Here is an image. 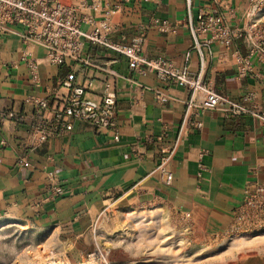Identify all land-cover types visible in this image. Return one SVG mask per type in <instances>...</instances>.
<instances>
[{"label":"crops","instance_id":"crops-1","mask_svg":"<svg viewBox=\"0 0 264 264\" xmlns=\"http://www.w3.org/2000/svg\"><path fill=\"white\" fill-rule=\"evenodd\" d=\"M123 2V0H113ZM248 0H233L237 18L232 24L244 23ZM213 4L212 0H194L191 14L196 17L199 7ZM156 14L171 21L189 16L186 0H131L113 18L114 41L129 42L146 31L143 54L154 58L163 56L178 65L187 63L192 72L202 73L214 80L218 92L240 100L249 89L257 94L256 105L264 112V85L252 75L243 80L235 77L232 65L207 59L202 68L200 54L190 50L193 39L187 29L177 33H162L149 26ZM25 28L22 25L0 27V110L12 109L24 114L21 123L0 124V222L17 223L36 230L63 231L80 238L88 228L91 217L107 202L149 205L159 202L182 213L199 216L207 226L225 229L231 222L233 209L242 201L251 170L259 165L258 178L264 180V125L250 114L228 116L223 110L209 111L204 116L202 130L184 125L188 90L173 82H163L152 72L137 74L129 68L128 58L101 45L87 43L78 59H67L60 65H50L46 50L34 47L40 61L42 83L35 86L29 79L25 64L13 67L22 49ZM236 45L246 54L247 45ZM215 53L223 48L214 45ZM190 54L186 62L187 55ZM74 71L81 83L88 79L95 86L87 95L100 99L102 81L107 77L118 88L117 141L108 130L97 132L87 123L75 122L74 129L50 138L42 147L29 153L30 166H21L19 158L29 133L34 105L29 96L45 97L69 72ZM255 71L264 76V65L256 63ZM136 82L133 88L131 84ZM159 90L168 96L165 103L155 98ZM140 99L134 105L132 97ZM53 106V98L50 97ZM169 127L166 144L172 149L169 166L174 177L166 183L158 169L157 147L149 139L156 138ZM202 149L209 154L202 160L210 167L204 179H198V161ZM54 170L64 180L65 193L48 201L45 212L36 216L29 209L31 201L45 195L46 171ZM8 212V215L5 213Z\"/></svg>","mask_w":264,"mask_h":264},{"label":"built area","instance_id":"built-area-1","mask_svg":"<svg viewBox=\"0 0 264 264\" xmlns=\"http://www.w3.org/2000/svg\"><path fill=\"white\" fill-rule=\"evenodd\" d=\"M123 0H0V27L22 25L25 33L22 38L23 49L18 59L10 65L19 67L25 64L29 79L35 86L42 83L40 61L35 56L34 47L45 48V59L50 65H60L67 59L81 57L87 43L101 45L119 52L128 58L129 68L137 74L154 73L163 82H173L184 86L189 97L186 100L184 125L189 129L202 130L204 116L209 111L223 110L230 117L250 114L261 119L264 125V112L256 105L257 94L248 90L240 100L218 92L214 80L199 72H192L187 63L178 65L174 61L158 56H144L146 31L135 35L129 42L114 41L113 18L123 9ZM160 3L163 0H143ZM233 0H212L213 4L200 6L197 16L191 14L194 0H186L189 16L186 20L171 21L152 14L149 26L162 33H177L187 29L193 39L191 50L200 54L202 68L207 59L216 60L222 65H232L238 80L255 75L264 85V76L255 71L256 63L264 65V0H248L244 23L233 25L237 11L232 6ZM241 39L246 45V54L236 45ZM214 45H220L223 51L215 53ZM190 54L187 55L186 62ZM93 79L81 83L74 71L69 72L53 88H47L45 97L29 96L26 102L34 105V113L29 122V133L24 142V151L19 158L21 166H30L29 153L42 147L50 138L66 134L74 129L75 122L87 123L97 132L108 130L115 140L120 139L117 126L118 88L116 82L107 77L102 81L100 99L87 95L95 86ZM136 82L131 86L134 88ZM155 98L165 103L168 96L159 90ZM50 97L53 98V106ZM134 105H140V99L133 95ZM26 120L24 114L12 109L0 110V124L21 123ZM169 127L164 126L160 135L149 139L159 154L158 169L166 183L171 184L174 174L169 162L172 149L166 144ZM5 144V141H1ZM209 154L202 149L198 161V179L210 172L203 158ZM259 165L251 170V177L246 182L242 201L233 209L231 222L225 228L228 236L243 233L264 232V180L258 178ZM45 195L37 197L29 204V209L36 216L45 212L48 201L64 195V180L54 170L46 171ZM190 214V213H188ZM8 215V212L5 213Z\"/></svg>","mask_w":264,"mask_h":264},{"label":"rangeland","instance_id":"rangeland-1","mask_svg":"<svg viewBox=\"0 0 264 264\" xmlns=\"http://www.w3.org/2000/svg\"><path fill=\"white\" fill-rule=\"evenodd\" d=\"M224 230L159 202L113 200L80 238L0 222V264H264V232Z\"/></svg>","mask_w":264,"mask_h":264}]
</instances>
